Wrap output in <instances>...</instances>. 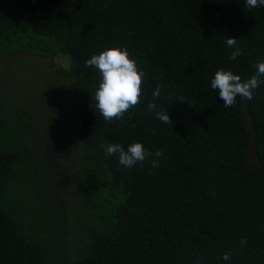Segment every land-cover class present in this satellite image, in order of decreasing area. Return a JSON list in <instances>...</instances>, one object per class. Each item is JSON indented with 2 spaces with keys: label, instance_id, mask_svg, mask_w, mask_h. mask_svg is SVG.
Instances as JSON below:
<instances>
[{
  "label": "trees",
  "instance_id": "1",
  "mask_svg": "<svg viewBox=\"0 0 264 264\" xmlns=\"http://www.w3.org/2000/svg\"><path fill=\"white\" fill-rule=\"evenodd\" d=\"M227 37L242 50L235 60ZM110 47L126 48L144 77L140 103L106 122L92 106L100 74L85 61ZM25 51L69 58L57 71L71 83L80 162L73 177L63 142H22L29 126L0 104V264H264V76L234 107L211 88L218 69L256 75L264 7L0 0V55ZM157 85L156 110L172 124L147 108ZM135 142L163 155L126 168L101 147Z\"/></svg>",
  "mask_w": 264,
  "mask_h": 264
},
{
  "label": "rangeland",
  "instance_id": "2",
  "mask_svg": "<svg viewBox=\"0 0 264 264\" xmlns=\"http://www.w3.org/2000/svg\"><path fill=\"white\" fill-rule=\"evenodd\" d=\"M69 66V58L63 55L48 58L27 51L0 55V104L9 116L22 115L21 127L29 126L22 142L34 149L39 144L63 142L69 156L63 155L61 163L67 167L64 171L73 176L80 162L79 127L75 125L78 111L72 108L69 79L57 71ZM71 175L65 186L66 193L73 196L74 176Z\"/></svg>",
  "mask_w": 264,
  "mask_h": 264
},
{
  "label": "clouds",
  "instance_id": "3",
  "mask_svg": "<svg viewBox=\"0 0 264 264\" xmlns=\"http://www.w3.org/2000/svg\"><path fill=\"white\" fill-rule=\"evenodd\" d=\"M244 7L251 10L257 7H264V0H244ZM228 47L235 49L231 52L229 59L235 60L241 56L242 50L237 46L235 37H227ZM88 67H95L100 80L95 91L94 106L96 112L106 122L122 118L131 108L140 103L144 73L132 59L126 48L110 47L94 54L85 61ZM257 73L247 80H242L241 76L234 74L230 70L218 69L211 80V88L218 93L219 99L224 107H234L237 97L242 100H252L253 92L259 87V77L264 76V61L257 62ZM161 88L159 85L152 92L153 100L149 102L147 108L154 111L156 118L161 122L171 123L167 110L157 111L155 100L160 97ZM105 156L118 154V160L126 168L134 167L137 163L143 164L149 156L160 157L163 153L157 150L155 153L147 151L140 142L129 144L126 148L120 143H109L101 146ZM152 167H158V161L152 160ZM246 238H242L241 244H246ZM231 253L226 251L222 258L229 260Z\"/></svg>",
  "mask_w": 264,
  "mask_h": 264
}]
</instances>
